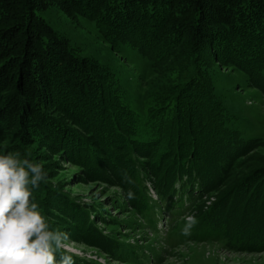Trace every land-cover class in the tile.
Wrapping results in <instances>:
<instances>
[{
  "label": "rangeland",
  "instance_id": "1",
  "mask_svg": "<svg viewBox=\"0 0 264 264\" xmlns=\"http://www.w3.org/2000/svg\"><path fill=\"white\" fill-rule=\"evenodd\" d=\"M40 14L74 50L73 63L82 64L75 69L82 78L65 75L62 85L67 91L76 82L80 95L72 102L64 91L52 94L44 85V106L36 81L28 89L31 99L24 89L6 86L0 91V155L19 152L47 172L30 202L52 229L69 234L57 256L72 255L75 264H264V251L232 248L226 238L195 240L213 207L233 228L240 212L264 200V91L241 69L214 64L203 87L183 85L174 88L177 96L169 95L164 89L173 74L155 68L131 42L120 39L112 47L94 19L61 0H51ZM13 39L22 45L27 37L19 32ZM11 56L18 69L8 71L9 85L33 64L23 62L20 48ZM54 73L44 77H59ZM31 114L38 119L29 121ZM227 141L245 146L227 153ZM195 153L200 163L208 154L211 163H201L200 174L207 177H192L194 186L179 181L185 192L180 187L175 194L164 184L162 194L159 187L167 182L160 180L161 161L174 165L179 154L188 163ZM198 177L203 182L196 188ZM189 217L195 223L185 235Z\"/></svg>",
  "mask_w": 264,
  "mask_h": 264
},
{
  "label": "trees",
  "instance_id": "2",
  "mask_svg": "<svg viewBox=\"0 0 264 264\" xmlns=\"http://www.w3.org/2000/svg\"><path fill=\"white\" fill-rule=\"evenodd\" d=\"M50 1L0 0V91L6 89V86L18 92L20 88L24 89V95L30 98L32 95L31 91L28 92L30 83L36 81L37 90H42L40 93L37 91V96L42 97V100L38 98V103L44 106H46L44 85L52 94L55 90L58 93L64 91L68 100L72 98L69 101L73 102L80 95L76 82L66 86V91L62 88L66 82L63 77L70 75L73 81L82 78L80 70H75L82 69V64L73 63L72 60V56L75 62L78 58L74 55V50L40 14ZM61 2L74 13L94 19L112 47H115L117 40L125 39L150 59L155 68L159 69L162 65L164 73L173 74L167 78L169 87L164 89L169 95L177 96L179 92L174 88H181L183 85L203 87V84L212 78V72L209 70H212L214 64L231 65L241 69L249 75L256 87L264 91V0H61ZM19 32H24L27 37L22 45L21 41L15 42L13 39ZM19 48L24 53L23 62L31 60L33 64L29 70L24 71L25 75L19 72L16 83L9 85L8 71L14 73L15 68L18 69V63L11 54L18 52ZM23 62L22 67L26 69ZM32 71L33 77L30 76ZM52 72L59 77L48 81L46 77ZM214 98L211 96L212 103L216 102ZM10 101V98L4 100L3 112L6 111L3 107ZM25 107L23 114L26 112ZM37 111L40 113L38 106ZM29 118H31L29 121L38 119L36 114H31ZM222 137L217 143L225 142V138ZM244 146L227 141L222 150L231 153L243 149ZM208 152L214 154L215 147L210 146ZM194 155L188 163H182L185 160H182L183 157L179 154L178 158L171 161L174 165L161 161L162 164L158 165L162 175L160 180L167 182L163 183L161 189L158 186L162 194L166 192L163 188L165 185L175 194L180 187L185 192L186 184L190 186L196 184L194 179L203 170L201 163L211 162L207 158L208 154L200 156L201 163L197 161V153ZM129 161L133 162L134 158H129ZM200 176L207 177V174ZM182 180L186 184L182 182L178 188L177 183ZM202 180L203 177H198L196 188L201 186ZM138 185L143 200L145 195L140 179ZM170 204L173 205L172 202ZM250 206H252L250 209L240 212V222L233 228L230 222L215 210L217 206L213 207L208 211V215L202 218L203 228L196 231L195 236L198 237L195 240L226 238L232 248L242 251H264V200L253 202ZM222 223L225 228L221 226ZM246 224L250 226L246 227Z\"/></svg>",
  "mask_w": 264,
  "mask_h": 264
},
{
  "label": "clouds",
  "instance_id": "3",
  "mask_svg": "<svg viewBox=\"0 0 264 264\" xmlns=\"http://www.w3.org/2000/svg\"><path fill=\"white\" fill-rule=\"evenodd\" d=\"M46 179L41 163L21 158L19 152L0 155V264H75L72 255L57 256L69 234L52 229L30 202L32 189ZM194 223L189 217L185 235Z\"/></svg>",
  "mask_w": 264,
  "mask_h": 264
}]
</instances>
